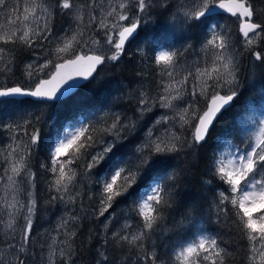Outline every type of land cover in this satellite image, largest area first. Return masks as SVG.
Returning a JSON list of instances; mask_svg holds the SVG:
<instances>
[{
    "label": "snow or ice",
    "instance_id": "1",
    "mask_svg": "<svg viewBox=\"0 0 264 264\" xmlns=\"http://www.w3.org/2000/svg\"><path fill=\"white\" fill-rule=\"evenodd\" d=\"M23 3V11L20 14L19 0L11 7L8 0H0V12L7 10L8 24V27L0 26V65H2L0 74L12 71L14 62L12 53L17 45L34 48L37 42L49 44L54 42L56 47L49 54L62 62L54 64L52 59H47L44 63H39L37 60L27 64L26 74L34 87L0 85V105L23 103L24 101L19 98L29 97L32 98L33 104L54 106L61 98L79 86V80L75 78L87 81L89 78H94L98 66L106 62L120 61L125 52L126 42L140 37L141 25L146 26V22L151 19V9L154 5L162 8L163 12H168L173 6L169 0H104L103 4L99 0H23ZM222 9L240 20L239 33L243 37L244 50L250 52L253 69L264 68V49L253 50L254 37L259 38L257 42L264 41V23L255 21V9L249 0H228V3H225V0H219V3L217 0H181V3L176 6L172 19H182V23L187 28L198 29L197 36L203 38L200 49L204 53L202 61L193 64H189L187 60L180 62L184 53L193 47L190 43H185L182 49L169 46L166 50L160 46L161 39H152L148 35L142 37L143 44L150 45V47H138L142 61L152 60L159 69L160 76L162 78L166 76L169 83L164 84L163 79L161 80L164 84L163 94L157 97H152L146 91H140L137 109L139 112L151 111L156 104L161 108L173 109L176 107L174 101L179 100L183 103L185 100L188 82L195 80L199 83L193 86L191 100L187 107H183L178 113L181 129L187 125L192 131L190 140L168 128H165L163 138L157 136L153 140V131L150 129L147 133L149 154L138 157L134 167H121L123 163L121 159L109 157V153H113L123 142L122 129L127 127L126 124H122V118L117 115L111 125L103 129L113 138L100 141L104 145L102 151L89 153L91 156L87 163L89 171L98 168L104 161L111 160L102 177L101 208L98 213L101 217L113 207L116 197H132L135 203L137 194L130 192L129 189H132L139 179L147 178L144 186L138 189L140 202L135 208L141 218V223L137 225L140 230L133 233L132 226L126 223L124 228L128 231L112 232L114 248L130 245L142 249L143 242L150 238L151 233L159 229L160 224L165 220L164 213L172 207L173 203L172 190L175 188L177 177L175 171H170L174 158L172 154L203 146L218 117L223 111L232 107L241 95L239 76L241 60L238 58L239 53L235 51L236 41L233 40L230 31H225L226 26L217 22L222 15ZM58 12L71 18L69 28L63 36L53 30V21ZM93 30L97 35L100 32L104 33L103 40L92 41L93 47L89 48V51L93 54H75L76 46L87 47L84 37ZM162 39L167 40V36ZM184 39L190 40L191 37ZM68 54L73 55L74 58H65ZM53 65L55 71H51ZM45 69H49L47 73L49 78H40L45 75ZM69 81L72 82L69 83ZM200 96L205 97L206 101V107L203 109L196 103ZM260 100H264V90L261 92ZM244 111L247 112L250 109L246 106ZM189 112H191V119L186 118ZM40 119L41 117L37 116L35 123L38 124ZM172 119L174 117L163 115L156 123L167 125ZM239 120L244 128L248 127L249 122L258 124L259 132L248 136L243 147L229 146L226 152L221 151L214 157L211 166L212 174L228 185L227 189L219 191V202L215 206L218 214L227 211V202L237 209V227L249 241L248 259L255 261L258 258L261 264H264V250L259 251L257 255L256 243L259 240L264 246V113L258 120H253L252 115H241ZM79 123L81 126L78 128L69 123L63 132L58 133L54 141L50 142L49 152L52 158L50 171L55 176L52 187L57 193L53 200L75 204L76 196L79 195V193H73L72 186L76 172L70 167L79 157L61 159L69 155V149L73 146L77 152L81 149L87 152L88 148L95 146L94 137L89 134L91 126H84L83 121ZM0 127L12 134V145L9 146L6 157L9 168H5L7 188L11 191L12 200L5 205L9 219L4 223V228L10 231H5L7 239L2 242L7 245L10 254L0 259V264H13V260L15 264H27V260L18 253L25 252V245L31 240L32 216L36 210V201L29 193L26 203H21L18 195L24 183L34 185L35 174L30 170L29 160L31 148L40 142V129L34 128L29 133L28 129L33 127L31 119H26L23 123L0 122ZM29 136L30 140L24 139ZM57 165L59 166L58 174ZM109 174H111L110 181ZM97 176H101L99 171ZM17 177L21 179L17 180ZM121 177L127 184L123 191L118 190L120 185L117 184L118 178ZM25 209L27 215L24 217L23 237L17 246L13 243L15 241L14 222L16 214L22 213ZM257 212L262 214L254 218L253 213ZM77 219L76 215L71 217V221ZM0 222H3L2 216H0ZM68 224L69 221L62 220L58 231L59 228L67 229ZM105 227L107 228V225ZM75 235L76 233L69 229L66 232L67 240L60 241L61 244H66L65 248L59 250L61 264H75L72 260L74 250L71 240V237ZM55 243L56 240L53 238V244ZM104 244H108L106 239ZM177 248L173 256L178 264H225L223 255L225 250L218 244V237L206 231H201L199 235H192L189 230L188 237L184 238ZM54 254L55 250L50 253V255ZM99 255L102 257L99 264H109L107 249ZM144 259L156 264L158 258L153 254L145 253Z\"/></svg>",
    "mask_w": 264,
    "mask_h": 264
},
{
    "label": "trees",
    "instance_id": "2",
    "mask_svg": "<svg viewBox=\"0 0 264 264\" xmlns=\"http://www.w3.org/2000/svg\"><path fill=\"white\" fill-rule=\"evenodd\" d=\"M249 2L255 9V20L264 23V0H249ZM165 15L166 12L160 8L158 14L146 22V26L141 25L140 37L126 44V50L119 62H106L99 66L94 78L81 84L54 106L33 104L31 103L32 98L29 97L19 98L24 101L23 103L0 105V122L6 124L14 119L15 123H23L24 120L31 119L33 127L28 129L29 133L34 128L40 129V142L31 148L29 160L30 167H33L31 169L35 174L34 199L36 201L34 213L36 218L32 229L34 244L30 249L32 254L35 253L39 240L45 236V230L51 223L52 207L54 205L59 207L60 202V200H53L56 192L52 187L54 174L50 171L52 167L50 142L54 141L57 134L63 132L69 123L80 125L79 122L83 121L84 126H91L89 134L94 137L95 146L88 148L87 152L83 149L77 152L73 146L69 149L67 156V159L73 156L79 157L71 166L82 188L78 203L83 213L77 222L78 227L72 243L77 264H99L102 259L99 253L104 252L105 249H107L109 264H152L151 260L144 259L145 253L155 255L158 258L156 264H178L173 252L178 249L177 245L188 237L189 230L192 235L206 231L218 237V244L225 250L223 253L225 264H246L249 241L237 227V209L233 208L230 202L226 203V212L217 213L215 205L219 202L218 193L220 190L227 189L228 185L212 174L211 166L218 150L225 142L243 147L247 137L251 135V123L249 122L248 127L244 128L240 124L239 117L246 116L248 112L244 111L246 106L250 109L249 112L261 107L263 100H260V96L264 90V68L253 69L250 52L242 48L239 26L234 20L235 16L230 13L222 12L217 22H230V29L236 33L235 40L238 44L236 51L242 59L239 75L241 95L232 107L223 111L218 117L203 146L191 151L172 154L174 158L170 171H175L177 179L175 188L172 190V207L164 213V222L160 224L156 232L151 233L149 239L143 242L142 249L130 245H125L123 248L112 246L111 233L128 231L124 228L126 223L132 226L131 232L135 233L140 230L137 225L141 223V218L135 208L140 202L138 189L144 186L147 178L139 179L137 184L129 189L130 192L137 194L135 203L132 197L119 196L104 216L98 215L101 208L102 177L111 160L104 161L98 168H93L91 171L87 169V163L91 159L89 153H95L102 144L100 141L113 138L103 129L111 125L117 115L122 118V124L127 125L122 129L123 142L113 153H109V157L123 161L121 167H134L138 162V157L147 156L150 152L147 147L148 141L144 142V139H141L142 136L145 137L141 131L144 124L151 120L150 115L152 114L144 116V113L148 111L141 113L136 108L139 104L140 91L143 90L149 94L152 92L150 95L157 94L155 90L156 83L159 82V69L152 60L142 61L138 47H150V45L143 44L142 37L148 35L152 39L161 38L160 46L167 48L172 46L182 49L185 43L193 45L180 59L190 57L193 51L199 48L203 39L197 36L198 29L195 27L187 28L189 35L184 33L179 39L171 37L168 29L164 27L167 20ZM165 36L167 40L162 39ZM185 37H191V39L186 40ZM17 46L20 49L15 66L17 71L21 72V60L25 58L22 55V48L25 47ZM198 100L201 105L199 107L205 108V97L198 98ZM37 116L41 117L38 124L35 123ZM175 129L178 135L191 139L192 131L187 125L181 129L178 124H175L171 130ZM5 132L8 130L0 127V133L3 136L6 135ZM20 135L23 137V133ZM158 136L163 138L161 134ZM154 138L152 137L153 140ZM98 171L101 173L100 177L97 176ZM117 184L120 185L119 191L127 187L122 177L118 178ZM94 207L96 209L93 210ZM218 215L219 219H217ZM105 239L108 241L107 245L104 244ZM46 240L48 241V236L45 237L44 241Z\"/></svg>",
    "mask_w": 264,
    "mask_h": 264
},
{
    "label": "rangeland",
    "instance_id": "3",
    "mask_svg": "<svg viewBox=\"0 0 264 264\" xmlns=\"http://www.w3.org/2000/svg\"><path fill=\"white\" fill-rule=\"evenodd\" d=\"M17 2H18V0H8V4L10 7L13 5H16ZM99 2L101 4H103L104 0H99ZM169 3H171L173 6L168 12H166V15H165L167 18L166 24H165L166 26H164V24H163V26L166 29H168V31L171 34V37H173V38L179 39L180 37H182V34H184V33H186L185 35H189V31H188L187 27L182 23V19H176V20L172 19L173 14L176 12V6L179 3H181V0H169ZM23 6H24L23 0H19L20 14H22ZM105 7H107V5H105ZM156 7L157 6L154 5L151 9V13H152L151 19L155 15H157L158 11L160 10V7H158V9H156ZM6 13H7V10L0 12V26L8 27ZM59 15H61L59 12L55 15V18L53 21V24H54L53 30L55 33L63 36L64 32L69 28V22H70L71 18L67 17V16H63V15H61L60 18H57ZM97 15H99V13H97ZM234 18H235L234 20L237 22V24L239 26L240 20L237 19V17H234ZM85 23H87V21H85ZM219 24L225 25L226 26L225 31H230L232 34L233 40L236 41L235 40V38H236L235 34L236 33L232 29H230L231 23L230 22H228V23L223 22V23H219ZM142 25H144V24H142ZM73 30L75 31L74 26H73ZM165 32H166V30H165ZM69 36H71V33H69ZM241 37H242V35H241ZM94 39L103 40L104 39V33L100 32L99 35H97L95 30L90 31L84 37V40L87 42V47H81L79 45L76 46L74 49L75 54L78 53L79 51H85V52L89 51V48L93 47L92 41ZM258 40H259V38H256V37L253 38V41H254L253 42V50L264 49V41L257 42ZM241 44H242V48L244 49L243 37L241 39ZM17 47L14 48L13 53H12V56L14 58V62L12 65V71L5 73V74H0V85H2V86H10L12 84H21L23 86H31L32 87V86H34V84L31 83V81L29 80V78L26 74V65L27 64L33 63L37 60L39 61V63H44V61L47 59H52L54 61V64L56 62H58V60H56L54 56H51L49 54L50 51H54V49L56 47V44L54 42L51 44H49L47 42H37V44L34 48H27V47H25L24 49L22 48V50H23L22 55H24L25 58H24V60L20 59L21 60V64H20L21 72L17 71V68L15 66V62H16L17 56H19L17 54H19V49H20ZM135 47H137V46H135ZM161 47H163L167 50V47H165V46H161ZM237 47H238V44L235 43V51H236ZM200 49H201V43H200L199 48L197 50H194L190 57H186L185 59H180V62L182 63L183 61L187 60V62L189 64H193L194 62L202 61L204 53L201 52ZM125 50H126V48H125ZM68 56H72V55L71 54L66 55V57H68ZM238 58L240 60H242L240 57V54H239ZM0 66H2V65H0ZM201 66H203L202 63H201ZM53 69H54V65L51 68V71ZM240 70H241V68H240ZM193 71H194V69H193ZM240 72L241 71H239V75H240ZM44 73H45V75H42L40 78L47 76V73H49V69H45ZM158 76H159V82L156 83L157 85H156V90H155V92L157 94L151 95L152 97H157L159 95H162L164 84L169 83L166 76L162 78L160 76L159 72H158ZM162 79H163L164 84L161 83ZM198 83L199 82L195 81V80H190L188 82V85L186 88L187 96H186L185 100L183 101V103H181V101H179V100L174 101L173 103L176 105V107H174L173 109L161 108V107H159L158 104H156V106H154L151 111L144 113V116L145 115L148 116V114H150V113L152 114V115H150L151 120L149 122L145 123L144 126L142 127L141 133L142 134L144 133L145 137L142 136L141 139H144V142L148 141L147 133L150 129L153 131V137L156 138L159 134H161L163 136L165 135V128H168L171 130L173 128V125H175V124H178L180 127L178 113L181 111V109L183 107H187L188 102L191 100L190 96H191L192 88H193V86L198 85ZM173 95H175V93H173ZM199 98H203V96H200ZM196 103L198 106H201L200 101L198 99H197ZM138 108H139V104H138L136 109H138ZM248 112L246 113V116L252 115L253 120H258L260 118L261 114L264 113V100L261 104V107H259L257 109L254 108L251 112H249V113ZM163 115H167L170 118L174 117V119H172L171 122L167 125L157 124L156 121L158 119H160V117ZM186 118L191 119V112H189V114ZM14 121H15L14 119H11L8 122H6V124L13 123ZM250 123H251V128H252V131L250 130L251 135H253L254 133L258 134L259 125L254 124L252 122H250ZM73 126L78 128L81 125H73ZM157 130H159V131H157ZM174 131L176 132V129ZM5 133H6L5 136H3L2 133H0V177H3V179H0V216L3 217V222H0V259H4V258L8 257V255L10 254V251H9L7 245L2 243L5 239H7V236H5V231H10V230H6L4 228V223H6L7 220L9 219L8 214H7L8 209L5 207V205L7 203L11 202V200H12V194H11V191L7 188V177L5 175V168H9V164L6 160V157H7L8 151H9V146L12 145V134L9 131L5 132ZM21 137H22V135H21ZM155 138H154V140H155ZM24 139H27V138H24ZM27 140H30V138H28ZM229 146H234V144L231 142H225L224 145L218 150L217 156L219 155V153L221 151L226 152L228 150ZM103 147H104V145L102 143L97 148L96 151H102ZM61 159L66 160L67 156H63V157H61ZM29 167H30V164H29ZM70 167L72 168L71 165H70ZM31 168H33L32 166L30 167V170L32 173H34V171ZM58 172H59V166L57 165V174H58ZM9 174H11L10 171H9ZM112 174H114V173H112ZM20 179H21V177H17V180H20ZM54 179H55V176H54ZM54 179H53V182H54ZM110 179H111V175H110L109 181H110ZM34 188L35 187L33 184L24 183L22 185V189L18 195V199L20 200L21 203H26V201L29 198V196H28L29 193L32 194V198H35ZM72 188H73L74 194L79 193V195L76 196L75 204L70 203L68 201H60L59 207H57L56 205H54L52 207L51 213H53V215L51 217V223H50L49 227L45 230V233H44L45 236L42 237L40 239V241L38 242L37 247H36V251H35V253H33L35 255H33L31 253V250H30V249H32L33 244H34L33 230H32V234H31L30 242L25 245V252L18 253L21 257H23L27 260V264H61V257L59 255V250L61 248H65L66 244H61L60 241L67 240V236H66L67 230L70 229L71 231L76 232L77 227H78L77 222L81 218V215L83 213V210L81 209V207L78 203V200H80V193L82 191V188H81V185L78 182L77 178H75V182H74V185L72 186ZM227 194L231 195V193H227ZM56 195H57V193H56ZM145 199H146V197H145ZM94 209H96V207H94L93 210ZM261 214L262 213H260V212L253 213V217L257 218ZM25 215H27L26 209L23 210L22 213L16 214V219L14 222L15 223V241H13V243H15L17 246H19V244L22 241V237H23L22 229H23L24 224H25V220H24ZM73 215H76L78 217V219L75 221H71V217ZM35 218L36 217L33 214V216H32L33 223H34ZM62 220L69 221V224L67 226V229L59 228V231H58V226L61 225ZM197 235H199V232L197 233ZM256 235H258V234H256ZM46 236H48V241L46 240V242H45L44 240H45ZM53 238H55V240H56L55 244H53ZM73 238H74V236L71 237L72 241H73ZM256 243H257V255H258L259 251L264 250V246L261 245V242L259 240H257ZM72 246H73V244H72ZM53 250H55V254L50 255V253H52ZM74 254L75 253H73L72 260L75 262V264H77ZM249 255H250V252H249V242H248V257H249ZM13 264H15L14 260H13ZM246 264H261V262L258 258L255 261H250L247 258Z\"/></svg>",
    "mask_w": 264,
    "mask_h": 264
},
{
    "label": "water",
    "instance_id": "4",
    "mask_svg": "<svg viewBox=\"0 0 264 264\" xmlns=\"http://www.w3.org/2000/svg\"><path fill=\"white\" fill-rule=\"evenodd\" d=\"M217 3H219V0H217ZM225 3H228V0H225ZM221 12H226V13H228L227 11H224L223 9L221 10ZM257 23H259L258 21H256ZM239 26H240V21H239ZM128 42H126V44H127ZM126 46V45H125ZM77 55H79V54H85V55H91V54H93L91 51H79L78 53H76ZM66 58H68V59H72V58H74V56L72 55V56H68V57H66ZM59 62H62V61H58V62H56V63H59ZM98 68H99V66H98ZM98 68H97V70H98ZM52 71H55V68L52 70ZM97 72V71H96ZM94 75H95V73H94ZM42 78H44V79H47V78H49L48 77V75L47 76H45V77H42ZM75 79H77V80H79V85L80 84H83L84 82H86V80H83L82 78H75ZM90 79V78H89ZM72 81H69V83H71ZM17 85H19V86H23V85H21V84H12V85H10V86H8V87H12V86H17ZM23 87H29V86H23ZM32 87H34V86H32ZM75 89H77V87L76 88H74L73 90H72V92L75 90Z\"/></svg>",
    "mask_w": 264,
    "mask_h": 264
},
{
    "label": "bare ground",
    "instance_id": "5",
    "mask_svg": "<svg viewBox=\"0 0 264 264\" xmlns=\"http://www.w3.org/2000/svg\"><path fill=\"white\" fill-rule=\"evenodd\" d=\"M17 59H18V58H17ZM96 73H97V72H96ZM96 73H95V74H96ZM80 86H81V84H80L78 87H80ZM78 87H77V88H78ZM39 241H40V240H39Z\"/></svg>",
    "mask_w": 264,
    "mask_h": 264
}]
</instances>
